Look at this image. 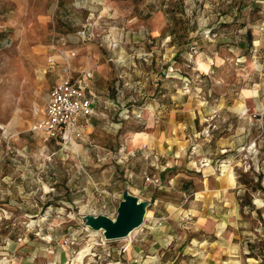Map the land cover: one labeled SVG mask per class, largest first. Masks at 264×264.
Returning <instances> with one entry per match:
<instances>
[{"label":"rangeland","instance_id":"rangeland-1","mask_svg":"<svg viewBox=\"0 0 264 264\" xmlns=\"http://www.w3.org/2000/svg\"><path fill=\"white\" fill-rule=\"evenodd\" d=\"M58 50L100 96L67 153ZM125 188L148 227L102 244ZM0 264H264V0H0Z\"/></svg>","mask_w":264,"mask_h":264},{"label":"built area","instance_id":"built-area-1","mask_svg":"<svg viewBox=\"0 0 264 264\" xmlns=\"http://www.w3.org/2000/svg\"><path fill=\"white\" fill-rule=\"evenodd\" d=\"M86 35L85 29L78 31V37L84 38ZM57 42L65 44V40ZM74 55V52L57 51V57L62 61V75L50 87L45 107L31 126L32 131L39 132L45 141L53 140L59 149L66 153L78 149L86 129L92 125L94 117L98 114L96 109L100 102L99 94L91 89L93 72L89 68H77L74 72L69 69V60ZM47 62L50 67L54 66V56H50ZM146 179L149 180V177ZM158 224H161V221ZM84 230L96 233L102 244L108 241L101 231L91 230L87 226ZM126 248H118L117 254L124 252Z\"/></svg>","mask_w":264,"mask_h":264},{"label":"water","instance_id":"water-1","mask_svg":"<svg viewBox=\"0 0 264 264\" xmlns=\"http://www.w3.org/2000/svg\"><path fill=\"white\" fill-rule=\"evenodd\" d=\"M148 205V201L140 200L125 188L121 193L114 218L104 214H87L82 219L85 226L101 231L106 240L126 238L143 225Z\"/></svg>","mask_w":264,"mask_h":264},{"label":"crops","instance_id":"crops-1","mask_svg":"<svg viewBox=\"0 0 264 264\" xmlns=\"http://www.w3.org/2000/svg\"><path fill=\"white\" fill-rule=\"evenodd\" d=\"M69 65H70V64H69ZM50 68H51V71H52V70H53V67H50ZM81 68H82V67H81ZM70 69H71L72 72H74V70L77 69V68H72L71 65H70ZM60 71H61V74L59 75L58 79H59V78L61 77V75H62V67L60 68ZM58 79H57V80H58ZM57 80H56V81H57ZM56 81H55V82H56ZM55 82H53V83L51 84V86H52ZM51 86H50V87H51ZM91 89H92L93 92H95L93 88H91ZM49 90H50V88H49ZM48 94H49V91H48ZM48 94H47V98H48ZM47 98H46V101H47ZM46 101H45V104H46ZM44 107H45V105L43 106V108H44ZM43 108H42L41 112L43 111ZM150 132H151V134H150V135H151V139H150V141H151V142H152V141L155 142V141H156V138H158V136H159L160 130L157 128V129H152V131H150ZM48 141H53V140H48ZM53 142H54V141H53ZM54 143H55V142H54ZM55 144H56V143H55ZM154 144H155V143H154ZM155 147L159 149V147L157 146V144L155 145ZM144 199H147V200H148V198H144ZM158 225H159V224H158ZM147 227H148V226H147V225L145 224V222H144V224H143V226H142V228H141L140 230H142L143 228H147ZM149 227H150V226H149ZM157 228L159 229V231H162L161 226H159V227H157ZM135 232H136V231H135ZM135 232H134V233H135ZM132 234H133V233H132Z\"/></svg>","mask_w":264,"mask_h":264},{"label":"bare ground","instance_id":"bare-ground-1","mask_svg":"<svg viewBox=\"0 0 264 264\" xmlns=\"http://www.w3.org/2000/svg\"><path fill=\"white\" fill-rule=\"evenodd\" d=\"M135 231H137V230H135ZM135 231H133L132 233H134ZM132 233L129 236H127L125 239L129 238L132 235Z\"/></svg>","mask_w":264,"mask_h":264}]
</instances>
